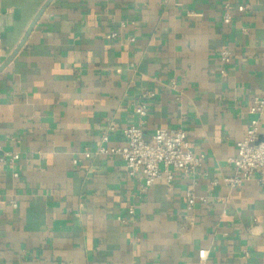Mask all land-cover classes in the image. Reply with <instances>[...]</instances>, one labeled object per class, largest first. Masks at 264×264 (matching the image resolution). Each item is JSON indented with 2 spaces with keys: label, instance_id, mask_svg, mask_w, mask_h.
<instances>
[{
  "label": "crops",
  "instance_id": "obj_1",
  "mask_svg": "<svg viewBox=\"0 0 264 264\" xmlns=\"http://www.w3.org/2000/svg\"><path fill=\"white\" fill-rule=\"evenodd\" d=\"M47 1L0 0V67ZM256 98L264 0H54L0 73V146L19 155L0 162V264H264V186L224 182ZM110 125L111 147L131 125L186 131L202 167L144 190L96 155Z\"/></svg>",
  "mask_w": 264,
  "mask_h": 264
},
{
  "label": "built area",
  "instance_id": "obj_2",
  "mask_svg": "<svg viewBox=\"0 0 264 264\" xmlns=\"http://www.w3.org/2000/svg\"><path fill=\"white\" fill-rule=\"evenodd\" d=\"M224 21L230 22L231 17L226 16ZM116 36L117 34H113V37ZM131 42L135 40L131 39ZM230 56V52L224 51L222 61L225 62ZM155 96L156 94L152 91L143 95L144 101L135 111L141 119L148 114L147 101L154 99ZM249 113L254 116V119L250 123L246 137L237 144L236 155L229 160L235 175L224 181L233 188L255 179L264 186V98H256ZM115 130V126L110 125L101 139L96 155L121 157L126 164L128 175L142 181L144 190L150 189L159 182L171 187L178 173L196 174L202 167L205 156L195 155L189 150L186 131L157 129L152 142L149 143L144 138L141 125H131L122 131L124 144L111 147L109 146V132ZM18 159L19 155L5 153L0 146L1 163L8 161L13 163ZM187 198L188 208L191 209L196 203L191 191L188 192ZM201 201L206 202V199L201 198ZM130 214H133V210H130ZM199 256L205 259L206 252L201 251Z\"/></svg>",
  "mask_w": 264,
  "mask_h": 264
},
{
  "label": "water",
  "instance_id": "obj_3",
  "mask_svg": "<svg viewBox=\"0 0 264 264\" xmlns=\"http://www.w3.org/2000/svg\"><path fill=\"white\" fill-rule=\"evenodd\" d=\"M54 0H48L42 7L41 9L38 11V13L36 14V16L34 17L33 21L31 22L23 40L21 41V43L19 44V46L17 47V49L10 55V57L4 62V64L0 67V73L15 59V57L17 56V54L19 53V51L23 48V46L25 45L30 33L33 31L34 27L36 26L37 22L39 21L40 17L43 15V13L45 12V10L52 4Z\"/></svg>",
  "mask_w": 264,
  "mask_h": 264
}]
</instances>
